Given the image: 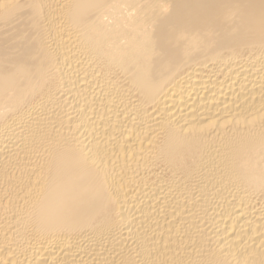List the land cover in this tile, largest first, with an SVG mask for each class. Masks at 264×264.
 Returning a JSON list of instances; mask_svg holds the SVG:
<instances>
[{"label":"bare ground","instance_id":"obj_1","mask_svg":"<svg viewBox=\"0 0 264 264\" xmlns=\"http://www.w3.org/2000/svg\"><path fill=\"white\" fill-rule=\"evenodd\" d=\"M0 264H264V0H0Z\"/></svg>","mask_w":264,"mask_h":264}]
</instances>
